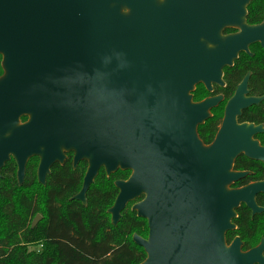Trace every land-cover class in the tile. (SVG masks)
Wrapping results in <instances>:
<instances>
[{
	"label": "water",
	"instance_id": "obj_1",
	"mask_svg": "<svg viewBox=\"0 0 264 264\" xmlns=\"http://www.w3.org/2000/svg\"><path fill=\"white\" fill-rule=\"evenodd\" d=\"M253 1L0 0V172L13 160L21 186L38 158L45 186L72 153L74 168L88 164L72 198L83 206L101 168L130 172L114 183L108 214L116 226L139 200L142 264H239L248 256L238 241L228 248L225 234L241 204L264 212L255 202L264 182L232 189L248 175L233 167L240 156L264 164L255 139L264 128L237 120L264 97L248 96V73L205 145L197 128L222 98L193 103L191 93L223 87V70L252 57V45L264 51V22L247 23Z\"/></svg>",
	"mask_w": 264,
	"mask_h": 264
},
{
	"label": "trees",
	"instance_id": "obj_2",
	"mask_svg": "<svg viewBox=\"0 0 264 264\" xmlns=\"http://www.w3.org/2000/svg\"><path fill=\"white\" fill-rule=\"evenodd\" d=\"M247 12L249 25L264 22V0H254ZM250 51L252 58L241 54L233 68L225 70L224 93L227 97L248 71L251 72L250 94L264 96V52L257 46ZM221 117L222 112H216L202 128L205 143L216 132ZM240 122L264 126V101L245 111ZM258 140L264 145V135ZM36 166L37 159L29 162L26 182L21 187L17 185L12 160L2 170L0 264H140L144 260V253L133 245L130 236L134 233L146 235V222L138 219L135 213L125 211L118 226L112 227L106 214L118 194L114 181L126 179L128 172L118 171L109 180L101 173L95 183L97 187L87 193V206L83 207L71 198L80 190L85 164L75 171L70 160L62 167H55L45 190L35 180ZM252 167L257 179H263L262 165L245 159H239L235 164L236 169ZM37 216L41 220L32 227ZM30 247L37 250H30Z\"/></svg>",
	"mask_w": 264,
	"mask_h": 264
},
{
	"label": "flooded vegetation",
	"instance_id": "obj_3",
	"mask_svg": "<svg viewBox=\"0 0 264 264\" xmlns=\"http://www.w3.org/2000/svg\"><path fill=\"white\" fill-rule=\"evenodd\" d=\"M233 32H234V31H232V32H230V33H233ZM255 46H257V47L260 48L259 44H256V45H252V46L250 47L249 50H251V48H253V47H255ZM262 51H263V50H262ZM263 52H264V51H263ZM250 53H251V51H250ZM251 54H252V53H251ZM245 55H246V54H245ZM246 56H247V55H246ZM239 57H240V56H239ZM248 57H249V56H248ZM252 57H253V54H252ZM252 57H250V58H252ZM237 60H238V59H237ZM237 60H236V61H237ZM236 61H235V62H236ZM235 62H234V64H235ZM233 66H234V65H233ZM231 68H233V67H231ZM231 68H225V69L223 70V81H224V86H223V87H220V86H217V85H214V84H213V85H212V91L209 92V91H208V90H207L202 84H199V85H197V86L195 87L194 92L191 93V94H192V101H193V103H201V102H203V101L206 100V99L214 98V97H221V98H222V100L218 103V105H217L216 107H214V108L211 109V111H210V113H211V117H210V118H209V119H208L203 125H200V126H198V128H197V133H198L199 139H200L205 145H210V144L214 141V139H215V137H216V135H217V133H218L220 127H221V124H222V120H223V116H224V110H225V107H226L228 101L234 96L237 86L242 82V80L244 79V77H245L248 73H250V77H251V72L248 71V72L244 75V77L241 79V81L236 85V87H235L234 92L232 93V95L229 96V97H227V96L225 95V93H224V89H225V87H226V82H225V80H224V76H225V70H227V69H231ZM249 80H250V79H249ZM248 84H249V82H248ZM248 96H249V97H264V96H254V95H251L250 92H249V89H248ZM263 101H264V100H263ZM261 103H262V102H260L259 105H260ZM259 105H257V106H259ZM257 106H252V107H257ZM252 107H250V108H248V109H251ZM248 109H247V110H248ZM247 110H245V111H247ZM245 111H244V112H245ZM216 112H219V113L222 112V117H221V119H220L219 125L217 126L216 132H215V133L213 134V136L210 138V141H209L208 143H205V142L202 140V128L206 126V124H207V123L213 118V116H214V114H216ZM244 112H243V113H244ZM243 113H242V115H243ZM240 118H241V117H240ZM240 118H238V120H237L238 123H247V122H240ZM25 121H27V118H25V117L22 118V122H25ZM256 126H259V125H256ZM262 126H263V125H262ZM263 128H264V126H263ZM262 135H264V133L256 135V136H255V139L260 143L261 146L264 147V145L261 144L260 140H258V137H259V136H262ZM65 156H66V158H65L64 163H63L62 165L59 164V163H56V164H54V165L50 168V174L46 177V180H45V186L40 185V184L38 183V180H37V168H38V164H39V159H38V158H32V159H30V160L28 161L27 166H28V164H29V162H30L31 160H33V159H37V166H36V171H35V180H36V182H37V183L43 188V190H45V188H47V185H48V179H49V176H50L51 173H52V170H53L55 167H57V166H59V167L64 166V165L68 162V160H70L71 168H72L73 171L77 170V168H78L79 166L83 165V164L86 165V166H85L86 168H85V171H84V173H83L82 180H81V183H80V190H81L82 183H83V178H84V175H85L86 170H87V168H88V164H87V162H85V161H81V162H79L78 165L74 168V167H73V154H72V153H67V154H65ZM239 159H245V160H248V161H250V162H253V163H256V164H260V165H262V166L264 167V164H263L262 162L249 160V159H247V158L244 157V156H240V157H238V158L235 160V162H234L233 170L236 171V172H245V173H248V175H247L245 178L241 179L240 181L234 183V184L231 186L232 189L243 188V187L248 186V185H250V184H254V183H258V182H264V178H263V179H257V177H256V172L254 171L253 167H252V168H248V169H236V168H235V164H236V162H237ZM10 161H11V160H10ZM12 161H13V160H12ZM13 162H14V161H13ZM14 163H15V162H14ZM6 164H7V163H6ZM6 164H5V165H6ZM27 166H26V168H27ZM4 167H5V166H4ZM4 167H3V169H4ZM15 167H16V164H15ZM254 168H255V167H254ZM3 169H2V170H3ZM2 170H1L0 174H2ZM16 172H17V167H16ZM101 173H103V175H104V177H105L106 180H109L110 177L112 176V175L107 176L105 170H104L103 168H101V169L99 170V172H98L97 177H96L95 180H94V183L90 186V188L88 189L87 193L89 192L90 189H92V187H97V186H95V183H96V181H97V179H98V177L100 176ZM128 173H129L128 177H127L126 179H121L120 181H125V180H127V179L129 178V176H130V172H128ZM115 174H116V173H115ZM113 175H114V174H113ZM1 179H2V175H1L0 181H1ZM15 179H16V182H17L16 173H15ZM116 181H119V180H116ZM116 181H114V183H115ZM25 182H26V171H25L24 182H23V184H22L21 186H23ZM114 183H113V186H114ZM17 185H18V182H17ZM105 185H106V184H103V187H105ZM18 186H19V185H18ZM21 186H19V187H21ZM114 188H115V186H114ZM115 189H116V188H115ZM80 190H79V192H80ZM116 190H117V189H116ZM117 191H118V190H117ZM79 192H78V193H79ZM78 193H77V194H78ZM87 193H86V206H87ZM77 194H76V195H77ZM117 195H118V194H117ZM74 196H75V195H74ZM74 196H73V197H74ZM73 197H72V198H73ZM116 197H117V196H116ZM261 197H262V198H261ZM72 198H71V200H72ZM115 199H116V198H115ZM72 201H76V200H72ZM114 201H115V200H114ZM138 201H139V200H137L136 202H133V203H129L123 212H125V211L133 212V211H132V206H133V204L137 203ZM76 202H78V203H80V204L82 205L81 202H79V201H76ZM255 202H256V204H257V206H258L259 208L264 209V194H258V195L255 197ZM113 203H114V202H113ZM112 205H113V204H112ZM82 206H83V205H82ZM86 206H83V207H86ZM111 207H112V206H111ZM111 207H110V208H111ZM110 208H109V209H110ZM109 209H107V211H106V214H107V216H108V218H109V223H110V225H111L112 227H117L118 224H119V222H120V220H121V218H122V214H123V212L121 213V217H120V220H119V222L117 223V225H116V226H113V225L111 224V216L108 214V210H109ZM133 213H135V212H133ZM135 215H136V213H135ZM136 217H137V215H136ZM137 218H138V217H137ZM138 219L143 220V221L146 222V220H144V219H141V218H138ZM40 220H41V218L39 219V221H40ZM231 224L233 225L234 228H233V230L227 231L226 234H225V243H226V246L229 248V247H231L235 242L238 241V243H239V244H238V248H239V252H240V254H241V255H247V256H248L247 258L242 259V260L240 261L239 264H264V245L261 246L262 241H264V212H262V213H260V214H252V211H251V210H250L245 204H241V205L239 206V208L236 210V216H235V218L232 220ZM146 225H147V222H146ZM134 235H137V236H139V237L142 238V239H147V237H148V225H147V233H146V235H144V236H140V235L134 233V234H132V235L130 236V239H131V242L133 243V245H134L136 248L140 249V250L144 253V250H143L141 247H139V246H137V245L134 244V242H133V236H134ZM144 255H145V253H144ZM145 258H146V255H145ZM145 258H144V260H145ZM144 260H143L140 264H142V263L144 262Z\"/></svg>",
	"mask_w": 264,
	"mask_h": 264
},
{
	"label": "rangeland",
	"instance_id": "obj_4",
	"mask_svg": "<svg viewBox=\"0 0 264 264\" xmlns=\"http://www.w3.org/2000/svg\"><path fill=\"white\" fill-rule=\"evenodd\" d=\"M30 250H37L36 247H30Z\"/></svg>",
	"mask_w": 264,
	"mask_h": 264
}]
</instances>
